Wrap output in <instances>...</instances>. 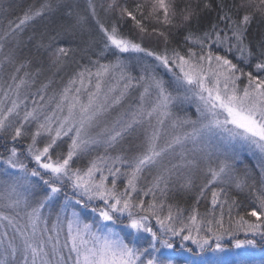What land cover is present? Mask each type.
<instances>
[{
  "label": "snow or ice",
  "instance_id": "1",
  "mask_svg": "<svg viewBox=\"0 0 264 264\" xmlns=\"http://www.w3.org/2000/svg\"><path fill=\"white\" fill-rule=\"evenodd\" d=\"M11 8L0 0V264H176L174 237L196 245L184 264H254L264 35L253 46L249 34L264 0H39L8 19ZM127 20L138 38L121 32ZM189 103L195 119L174 113ZM179 194L195 197L189 209Z\"/></svg>",
  "mask_w": 264,
  "mask_h": 264
},
{
  "label": "trees",
  "instance_id": "2",
  "mask_svg": "<svg viewBox=\"0 0 264 264\" xmlns=\"http://www.w3.org/2000/svg\"><path fill=\"white\" fill-rule=\"evenodd\" d=\"M143 0H141L142 2ZM11 3L12 4V8H11V11H10V14L9 16L7 17L8 19H15L17 16H20L23 14V10L30 4H33V3H39V0H4V6L7 7L8 3ZM230 2V0H229ZM79 3L81 5V7L84 6V4L86 3V0H79ZM97 3H100V0H97ZM213 3H215V0H213ZM145 12L147 13V7L145 9ZM100 15H101V18H104V13L103 11L100 12ZM215 18V12L209 14L207 16V21L208 23H211L212 19ZM2 19V18H0ZM115 19V17H111L109 18L106 22L107 23H111V21ZM6 22V21H5ZM37 24H39V21H37ZM154 25L151 23V22H148L147 23V27L149 28V31H151V28L153 27ZM31 25H28L26 27V30H25V35H28L30 29H31ZM120 30L122 33H124L125 35L127 36H130L132 38H138V31L133 27V22L131 20H127L126 22H122L120 24ZM182 33L175 37V39L173 40V43L170 45L171 46H175V41L176 39H179V40H182ZM261 35H264V22H261L259 20V17L253 21L252 25H251V28H250V34H249V39L252 41V44L253 46H255V43L256 41H258L261 37ZM85 39H87V37H85ZM144 46H154V47H160L161 45H158L157 42L155 41L154 38H151V37H145L144 41ZM234 55L233 54V58H234ZM77 60H80V56L77 55L76 57ZM93 59H95V57H93ZM82 64H85L87 63V59L85 58L84 60H81L80 61ZM235 62V60H234ZM38 65H33L32 69H26V70H34L35 67H37ZM76 68V65L74 63L70 64L68 67L64 68L63 71H61L59 73V75L55 76L54 79L58 82L60 81L61 79L63 80H67L68 76L75 70ZM54 70H51V69H48L47 67H45V72L44 74L40 77V80L43 81L45 80L47 77H50L52 76V73H53ZM56 86V85H54ZM19 147H23L24 144L23 142H21L19 145ZM79 164L83 162V160H80V161H77ZM231 195L233 196H237V198L239 200H242L245 204H248V205H251L252 204V199H251V196L250 194L245 191L243 193H238L235 189H229ZM194 196L189 194V195H184V194H179L175 197V200L177 202L180 203L181 206L185 207L186 209H189L193 203V200H194ZM209 199H210V193H209ZM169 202H172L171 200ZM207 207V202L202 200L200 202V211H204ZM241 211H246V209L242 208L240 209ZM188 214L187 210L185 211V215ZM227 217V216H225ZM236 238L237 239H241L242 237L239 236V235H236Z\"/></svg>",
  "mask_w": 264,
  "mask_h": 264
},
{
  "label": "rangeland",
  "instance_id": "3",
  "mask_svg": "<svg viewBox=\"0 0 264 264\" xmlns=\"http://www.w3.org/2000/svg\"><path fill=\"white\" fill-rule=\"evenodd\" d=\"M143 2V1H142ZM109 59H111V57H109ZM170 78L168 76H166V79ZM174 113L177 116L180 117H184L185 115L191 117L192 119L196 118L195 115V105L192 103L189 104H185L182 108V110L180 108H174L173 109ZM218 142V138H213V143H217ZM66 144L64 145V148L66 150ZM102 151V149H101ZM86 163V159L83 160L82 163H78V165L80 166H84V164ZM76 166V165H74ZM121 188L123 187V184H120ZM151 197H146V199H150ZM208 206V205H207ZM205 211V210H204ZM203 212V211H201ZM187 215V214H186ZM225 216H227V211H225ZM228 217H225V221H227ZM254 219V218H253ZM153 225H155V221H152ZM147 235V234H145ZM235 235H239L241 236V240L246 238V234L243 232H237ZM247 238H251L250 236H248ZM150 239V237H149ZM181 241H182V237H174L172 238V243H173V249L172 250H166L169 251L173 258L176 260V264H184V260L185 259H189V260H199L200 258L193 255L192 253H189L188 251H186L185 249L187 248H191L193 250V252H195L196 250V245L192 244L191 241H184L183 245L184 247H181ZM233 242V238L230 236H224L221 240V243L226 244L231 246ZM210 243H214L213 241H210ZM250 259L254 262V264H261V261L264 260V248L261 247H257L253 250Z\"/></svg>",
  "mask_w": 264,
  "mask_h": 264
}]
</instances>
